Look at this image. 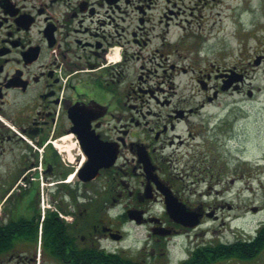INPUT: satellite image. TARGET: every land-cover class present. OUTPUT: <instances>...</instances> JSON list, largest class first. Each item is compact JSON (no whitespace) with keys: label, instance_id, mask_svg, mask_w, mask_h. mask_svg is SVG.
Listing matches in <instances>:
<instances>
[{"label":"flooded vegetation","instance_id":"flooded-vegetation-1","mask_svg":"<svg viewBox=\"0 0 264 264\" xmlns=\"http://www.w3.org/2000/svg\"><path fill=\"white\" fill-rule=\"evenodd\" d=\"M162 1L0 0V264H84L86 247L118 260L170 264L169 243L211 220L225 226L219 211L264 213V202L242 206L245 191L264 195V169L257 162L244 170L242 159L230 164L212 151V140L235 138L237 119L214 111L201 116L206 108L232 113L240 101L223 104V96L255 97L251 76L264 66V16H257L264 0L246 8L253 20L236 22L253 28L247 37L255 45L242 47L231 63L200 69L204 97L194 105L161 87L174 89V74L188 71L166 63L178 45L162 42L166 51L156 48L148 58L143 52L153 37L165 39L149 37L157 26L147 29L149 11ZM164 2L158 25L169 32L180 11ZM236 186L237 207L227 200ZM169 190L203 215L197 229L169 218ZM212 194L220 201L211 202ZM133 227L145 228L142 239L111 245L128 242ZM239 227L234 241L209 239V264H264V218L253 232ZM234 249L238 257L228 258Z\"/></svg>","mask_w":264,"mask_h":264},{"label":"rangeland","instance_id":"rangeland-1","mask_svg":"<svg viewBox=\"0 0 264 264\" xmlns=\"http://www.w3.org/2000/svg\"><path fill=\"white\" fill-rule=\"evenodd\" d=\"M164 1L165 0L160 2L158 10L149 11L151 22L147 24V29H152V25L157 26L154 30L150 31L148 34L149 37L152 38V36H158L162 33L165 39L162 37L160 39L153 37L152 41L149 42L147 48L143 52L144 55H146L145 57L148 58L150 57V53L152 54L156 48L166 51V47H163L161 44L162 42H172L178 45L172 48L171 57L166 63L173 62L180 68H185L188 71H180L174 74V77L171 79L173 83L171 85H173L174 89H170V84L168 83L161 87L170 92V95H172L171 99H185L190 101V104L194 105L200 102L204 97L197 82L198 71L200 69L203 70L207 63L211 61L217 60L219 63L221 61L223 62L222 64H224L225 62H233L238 56L241 57L242 47L246 49L248 45H255V41L249 40L247 37V35H249L248 32L253 30V28L244 24L243 29L236 23L240 19L238 17V13H240L238 8L241 4V0H219L218 2H212L207 5L200 0H172L173 3L177 4L175 9L176 11H180V14L178 17L173 18L172 25H170L169 32H167L168 28H165V25H163V27L158 25L159 16L162 14L160 9H165L166 7ZM258 4H260V0H254V6ZM250 6L248 8H250ZM241 12H245L243 5H241ZM244 15V18L241 19L243 22H246L247 19H254V16L247 17L246 15H248V13H244ZM133 16L134 19H136L137 14ZM257 16L260 19L263 18L264 3H262V9L257 12ZM260 38L262 39V36H260ZM156 61L161 62L162 59L157 57ZM154 64V62H147V66L151 68H153ZM192 68H194L196 72H193ZM160 72L161 69H159V73ZM251 77L252 86L256 93L253 99L249 100L245 95L223 96L221 99L223 104L240 101L232 113H227L226 109L222 111L220 109L211 108V110H209L206 108L201 114V116H205L208 115V111H214L220 118L223 117L225 119L228 117L229 120L237 119L236 121H238L239 127L235 138L227 142L225 138H223L221 139V144L212 140L213 144L216 145L212 151L214 152L216 148L221 158L223 160H229L230 164L235 157L242 159L243 164L241 167L247 171H251L255 168H252L250 163L256 165L257 162L258 165L264 169V66L261 67L255 75L252 74ZM169 92L164 95L169 94ZM161 98L163 99V96ZM199 119L200 118H196V120ZM182 129L183 132L186 133L185 127ZM230 131L231 129H228L227 134H229ZM201 140H205L204 137H200L198 141ZM213 152L211 154H213ZM213 157L214 155L209 158ZM184 160H188V157L185 156ZM238 188L239 186L229 188L227 193V200H229V202L232 201L235 207L239 205L233 199ZM195 189L200 191L205 188L204 186H199ZM260 195L261 197L255 198L251 192L245 191L242 206L245 205V207H250L255 204L254 201L259 203L264 202V195ZM205 199L209 201V198L206 197ZM215 199L219 200V198H215V194H212L210 201H215ZM218 215L222 216V218L227 221L225 226L222 227L220 225V220L218 222L211 220L204 227L190 232L191 238L185 239L184 237H177L174 241L169 243L170 264H177L179 259L185 258L187 255L185 254L186 248L190 250L196 247V245H204L209 239L216 241H234L236 236L232 231L239 230L240 225H243L245 230L253 232L258 220L264 218V213L260 215H254L252 213L243 214V211L238 209L232 211H219ZM144 229V227L129 228L128 233L130 237L128 242L111 245L126 247L131 244L132 239H142L144 237ZM207 229H212V231L207 234L203 233V231Z\"/></svg>","mask_w":264,"mask_h":264},{"label":"trees","instance_id":"trees-1","mask_svg":"<svg viewBox=\"0 0 264 264\" xmlns=\"http://www.w3.org/2000/svg\"><path fill=\"white\" fill-rule=\"evenodd\" d=\"M213 256L219 255V249L213 248ZM217 251V252H216ZM251 251V249H250ZM238 252L234 250L227 251V257H238ZM209 261H215L214 259L209 260L208 253L205 246H199L195 249L191 258L182 264H209ZM83 262L84 264H140L130 259L118 260L117 256L105 254L102 250L97 248L86 247L83 250Z\"/></svg>","mask_w":264,"mask_h":264},{"label":"water","instance_id":"water-1","mask_svg":"<svg viewBox=\"0 0 264 264\" xmlns=\"http://www.w3.org/2000/svg\"><path fill=\"white\" fill-rule=\"evenodd\" d=\"M166 205L168 214L177 223L190 228H195L199 225L201 215L189 211L172 196H167Z\"/></svg>","mask_w":264,"mask_h":264},{"label":"bare ground","instance_id":"bare-ground-1","mask_svg":"<svg viewBox=\"0 0 264 264\" xmlns=\"http://www.w3.org/2000/svg\"><path fill=\"white\" fill-rule=\"evenodd\" d=\"M118 58H119V56H118ZM118 58H117V59H118Z\"/></svg>","mask_w":264,"mask_h":264}]
</instances>
